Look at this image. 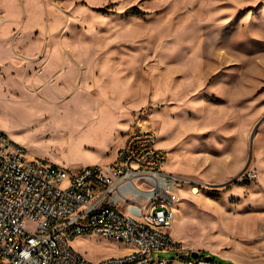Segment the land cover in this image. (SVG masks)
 Returning a JSON list of instances; mask_svg holds the SVG:
<instances>
[{"label": "rangeland", "instance_id": "obj_1", "mask_svg": "<svg viewBox=\"0 0 264 264\" xmlns=\"http://www.w3.org/2000/svg\"><path fill=\"white\" fill-rule=\"evenodd\" d=\"M140 127L166 172L205 185L185 186L173 240L264 264V0H0V130L28 160L107 165ZM72 247L93 263L128 252Z\"/></svg>", "mask_w": 264, "mask_h": 264}, {"label": "built area", "instance_id": "obj_2", "mask_svg": "<svg viewBox=\"0 0 264 264\" xmlns=\"http://www.w3.org/2000/svg\"><path fill=\"white\" fill-rule=\"evenodd\" d=\"M157 140L140 127L113 162L72 171L28 160L0 130V264H220L211 255L194 258L171 237L185 186L192 193L205 186L166 172ZM87 236L124 243L128 252L90 262L72 247ZM162 251L178 258L165 260Z\"/></svg>", "mask_w": 264, "mask_h": 264}, {"label": "bare ground", "instance_id": "obj_3", "mask_svg": "<svg viewBox=\"0 0 264 264\" xmlns=\"http://www.w3.org/2000/svg\"><path fill=\"white\" fill-rule=\"evenodd\" d=\"M204 186H205V185H204ZM198 193H199V190H198L197 188H195L193 194H196V195H197ZM181 201H182V200H181ZM181 201H180V202H181Z\"/></svg>", "mask_w": 264, "mask_h": 264}, {"label": "water", "instance_id": "obj_4", "mask_svg": "<svg viewBox=\"0 0 264 264\" xmlns=\"http://www.w3.org/2000/svg\"><path fill=\"white\" fill-rule=\"evenodd\" d=\"M192 256H193L194 258H197L198 253H197V252H193Z\"/></svg>", "mask_w": 264, "mask_h": 264}, {"label": "crops", "instance_id": "obj_5", "mask_svg": "<svg viewBox=\"0 0 264 264\" xmlns=\"http://www.w3.org/2000/svg\"><path fill=\"white\" fill-rule=\"evenodd\" d=\"M257 130V129H256ZM257 132V131H256ZM168 264H180V263H177V262H170Z\"/></svg>", "mask_w": 264, "mask_h": 264}]
</instances>
